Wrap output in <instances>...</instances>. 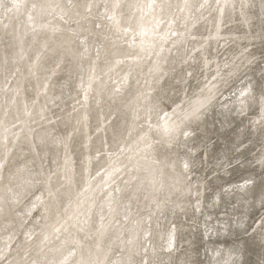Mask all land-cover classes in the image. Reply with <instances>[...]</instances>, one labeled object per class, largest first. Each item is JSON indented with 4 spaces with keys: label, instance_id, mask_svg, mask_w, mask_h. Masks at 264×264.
<instances>
[{
    "label": "clouds",
    "instance_id": "obj_1",
    "mask_svg": "<svg viewBox=\"0 0 264 264\" xmlns=\"http://www.w3.org/2000/svg\"><path fill=\"white\" fill-rule=\"evenodd\" d=\"M0 264H264V0H0Z\"/></svg>",
    "mask_w": 264,
    "mask_h": 264
},
{
    "label": "bare ground",
    "instance_id": "obj_2",
    "mask_svg": "<svg viewBox=\"0 0 264 264\" xmlns=\"http://www.w3.org/2000/svg\"><path fill=\"white\" fill-rule=\"evenodd\" d=\"M226 168H227V166H225L224 168H221V171L224 173L225 176H227V174H228L226 171ZM216 182L222 183L221 180H217ZM237 192H239L241 194L244 192V182L243 181L228 183V184H222L221 190H219L215 193V196L213 198L214 204L219 203L222 196L225 198H230L232 195H234Z\"/></svg>",
    "mask_w": 264,
    "mask_h": 264
}]
</instances>
